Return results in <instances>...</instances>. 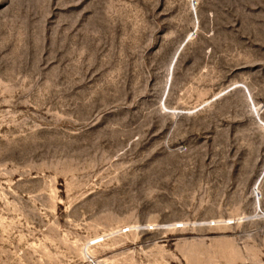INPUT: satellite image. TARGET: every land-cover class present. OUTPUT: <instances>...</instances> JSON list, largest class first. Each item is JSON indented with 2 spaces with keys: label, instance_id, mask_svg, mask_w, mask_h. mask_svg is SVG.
<instances>
[{
  "label": "rangeland",
  "instance_id": "1",
  "mask_svg": "<svg viewBox=\"0 0 264 264\" xmlns=\"http://www.w3.org/2000/svg\"><path fill=\"white\" fill-rule=\"evenodd\" d=\"M264 264V0H0V264Z\"/></svg>",
  "mask_w": 264,
  "mask_h": 264
},
{
  "label": "bare ground",
  "instance_id": "2",
  "mask_svg": "<svg viewBox=\"0 0 264 264\" xmlns=\"http://www.w3.org/2000/svg\"><path fill=\"white\" fill-rule=\"evenodd\" d=\"M101 264V263H100Z\"/></svg>",
  "mask_w": 264,
  "mask_h": 264
}]
</instances>
